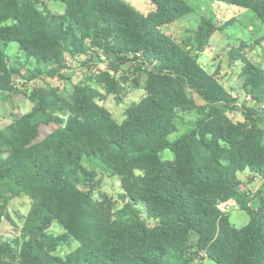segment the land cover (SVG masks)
<instances>
[{"label":"trees","instance_id":"16d2710c","mask_svg":"<svg viewBox=\"0 0 264 264\" xmlns=\"http://www.w3.org/2000/svg\"><path fill=\"white\" fill-rule=\"evenodd\" d=\"M43 1L0 0V93L18 92L14 79L22 69L29 82L55 77L66 55L76 59L91 49H104L108 70L94 77L104 92L82 85L65 94L51 85L37 87L33 109L2 130L0 198L27 196L32 206L14 245L0 243V264H194L188 257L193 239L214 264H264V199L253 209L238 177L248 172L250 184L264 181L257 111L249 109L245 121L234 122L229 114L238 110V100L161 29L193 7L185 0H150L166 18L150 21L125 0H54L64 4L62 15L45 10ZM212 1L252 11L264 23V0ZM217 31L211 23L200 47ZM70 38L67 48L63 42ZM12 43L32 70L23 60L11 64ZM245 48L232 50L230 59L243 64V89L262 105L264 69L246 57ZM139 60L152 62L151 70L140 68L148 73L146 95L120 124L100 103L109 96L122 102L128 79L116 74ZM187 89L207 105H197ZM194 113L202 117L196 127L172 141L176 121ZM44 126L56 129L40 139ZM165 151L173 158H162ZM85 158L120 178V209L108 196L94 201L80 187ZM229 201L248 214L246 226L236 227L222 212ZM3 220L0 211V227ZM54 223L66 233L50 235ZM69 240L78 249L58 256L59 244Z\"/></svg>","mask_w":264,"mask_h":264},{"label":"rangeland","instance_id":"374dc122","mask_svg":"<svg viewBox=\"0 0 264 264\" xmlns=\"http://www.w3.org/2000/svg\"><path fill=\"white\" fill-rule=\"evenodd\" d=\"M125 1L142 12L150 21L166 19L150 0ZM185 1L193 7L194 12L172 24L162 25V31L170 35L182 48L197 56L201 66L215 77L219 85L225 87L238 100V110L229 114L234 122L245 121L248 114L247 110L253 109L257 111L258 115L255 121L257 120L260 127L264 130V104L258 105L247 99L249 95L244 91L243 81L240 77L243 64L240 61L233 62L230 59L232 50H236L245 44L246 48L243 53L246 57L264 69V23L252 11L231 7L224 3H217L212 0ZM43 3L45 10L54 15H62L65 12V6L62 3L54 0H44ZM211 23L215 24L218 31L211 37L208 44L202 48L200 47V42L208 32ZM70 42L71 38L63 42V44L70 48ZM106 44L107 42H105ZM86 48H90V44H87ZM103 50L95 49L92 54L86 52V54L71 60V67H65L62 73L61 84L54 85L56 82H51L50 85L56 86L64 94L67 93L65 90V87L68 86L67 83H69L70 91H72L74 84H89L104 92L102 85H98L94 81L97 73L108 70L107 61H103L105 60ZM19 52L17 43H12L7 48L9 56L15 55L11 60L12 63L17 59L20 62L23 60L22 62L26 63L25 66L29 68L28 70H32L33 66L30 65V62H26L22 54L19 55ZM17 53L18 55H16ZM151 64L152 62L146 63L145 60L131 62L123 66L121 71L116 74L117 79L123 77L128 79V82L123 86L122 102L119 103L115 96H109L100 105L104 106L118 123H123L126 118V110L130 106L139 103L145 97L144 86L148 73L144 70L140 71V68L144 66L146 70H151ZM24 76H28L27 73ZM45 79V77L40 78L39 82L36 81L33 85L24 86L23 77H16L15 83L18 85V92L8 93V95L7 93H0V95L2 94L0 96V147L3 145L2 130L16 115L26 114L30 110L31 98L35 93L36 86L41 85L42 82H44V85L52 80ZM137 80L139 81L138 85L136 84ZM187 93L189 97L195 100L197 105H207L206 101L193 90L187 89ZM201 118V115L196 113L180 117L176 121L178 131L170 139L174 141L190 133ZM54 129H56V126L42 127L40 139L48 136ZM161 156L164 159L173 158V154L170 151L163 152ZM83 166L86 172L80 175V187L85 189L94 201H101L104 196H108L113 200L114 209H120L123 206L119 198L121 194L120 178L114 176L111 170L93 158H85ZM247 182L248 177H244L243 183L248 184ZM256 183L258 182H255L254 185L256 186H253V189L247 190V193H253V196H251L253 200L258 195V186L260 187L262 184L261 182ZM31 206L32 201L27 196L8 202L0 198V211L4 214V220L0 227L1 244L14 245V241L21 235L24 218L29 214ZM137 207L142 213L143 219H147L143 205L138 204ZM226 215L230 217L231 223L238 228L246 226L250 220L248 214L241 211V209L226 213ZM149 224L154 226L155 222L149 221ZM48 233L57 237L66 232L59 224L54 223ZM196 242L197 239H193L191 242L188 257L194 264H214L207 260L204 254L198 253ZM78 247L79 244L76 241L69 240L66 243L59 244L56 254L60 257H66L76 251Z\"/></svg>","mask_w":264,"mask_h":264},{"label":"crops","instance_id":"0c3cea01","mask_svg":"<svg viewBox=\"0 0 264 264\" xmlns=\"http://www.w3.org/2000/svg\"><path fill=\"white\" fill-rule=\"evenodd\" d=\"M20 51V50H19ZM16 55H18V53L16 54ZM19 55H21V53L19 52ZM9 56V55H8ZM10 57V59L12 60L14 57H15V55H13V56H9ZM67 59H70V60H74V58H71L70 56H68V55H66V57H65V60H67ZM65 60H64V62H65ZM11 64L12 65H16L17 66V64H15V62L14 63H12L11 62ZM64 70H65V68H64ZM64 70H62L61 71V75H58V76H55V77H50V76H44L46 79H52V80H50V82L49 83H46V84H44L43 85V83L44 82H42L41 83V85H39V86H36V87H45L46 85H50V83L51 82H56V84H54V85H59V84H61V78L63 77L62 76V73L64 72ZM106 71V70H105ZM25 73H27V71L26 70H24V69H22V71H20V73H18V75L16 76L17 78L18 77H23V83H24V86H28L29 84L31 85H33L36 81H40L39 79L40 78H44V77H39V78H37V79H35V80H33V81H31V82H29L28 80H27V76H24L25 75ZM98 74V73H97ZM96 74V75H97ZM28 75V74H27ZM16 77H15V79H16ZM15 79H14V82H15ZM45 79V80H46ZM27 81H28V83H27ZM96 83V82H95ZM16 84V83H15ZM96 84H98V85H100L99 83H96ZM54 85H51V86H54ZM67 85L68 86H66L65 87V90L68 92L69 90H70V86H69V83H67ZM78 85H82V86H88V87H92L91 85H89V84H78ZM16 86H17V88H18V85L16 84ZM74 86H75V84H74ZM54 87H56V86H54ZM94 88V87H93ZM96 89V88H95ZM98 90V89H97ZM100 91V90H99ZM62 92V91H61ZM102 92V91H101ZM2 94H5V92H1ZM62 93H64V92H62ZM2 94L0 95V96H2ZM11 94H13V93H11ZM7 95H8V93H7ZM33 107H34V104L33 103H31V106H30V110H28L27 112H26V114L27 113H29L32 109H33ZM21 114V113H20ZM22 115H24V114H22ZM22 115H16L13 119H12V121H10L9 123H8V125L7 126H9V125H11L13 122H14V120L17 118V117H19V116H22ZM248 175H249V173L247 172V174L246 173H244V174H239L238 175V177H239V179L241 180V182H242V190L244 191V192H247V190L248 189H253L252 187L253 186H256V185H254L255 183H249V182H247L248 184H245V183H243L244 182V177H248ZM258 183L259 182H261L262 184L261 185H263L262 187H261V185H260V187L258 186V190H257V197H256V199H254L253 201H252V208L253 209H257L258 207H259V204H260V202H261V200L262 199H264V181H262V180H256ZM258 183H256V184H258ZM245 184V185H244ZM252 191V190H251ZM250 193V192H249ZM251 194V193H250ZM254 194H255V192H254ZM251 196H253V193L251 194ZM254 205H256V206H254Z\"/></svg>","mask_w":264,"mask_h":264},{"label":"built area","instance_id":"2783aa9c","mask_svg":"<svg viewBox=\"0 0 264 264\" xmlns=\"http://www.w3.org/2000/svg\"><path fill=\"white\" fill-rule=\"evenodd\" d=\"M93 51H94V49H91V50L88 51V53L92 54ZM71 64H72V61L70 59H67L64 62V66L67 67V68L71 67ZM247 99L249 101H251V102H254L253 99L250 96H248ZM221 210H222L223 213H225V214L227 213L228 214V213L234 212L235 210H240V206L234 201H229V202H227V203L222 205Z\"/></svg>","mask_w":264,"mask_h":264}]
</instances>
